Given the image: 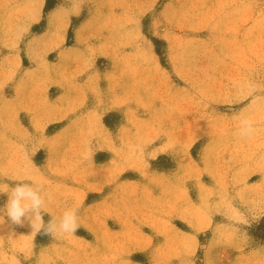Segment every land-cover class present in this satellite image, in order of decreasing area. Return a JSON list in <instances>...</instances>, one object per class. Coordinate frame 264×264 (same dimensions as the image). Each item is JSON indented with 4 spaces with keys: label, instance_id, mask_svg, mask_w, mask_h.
Instances as JSON below:
<instances>
[{
    "label": "rangeland",
    "instance_id": "374dc122",
    "mask_svg": "<svg viewBox=\"0 0 264 264\" xmlns=\"http://www.w3.org/2000/svg\"><path fill=\"white\" fill-rule=\"evenodd\" d=\"M0 192V264H264V0H0Z\"/></svg>",
    "mask_w": 264,
    "mask_h": 264
},
{
    "label": "clouds",
    "instance_id": "9594fccd",
    "mask_svg": "<svg viewBox=\"0 0 264 264\" xmlns=\"http://www.w3.org/2000/svg\"><path fill=\"white\" fill-rule=\"evenodd\" d=\"M256 90L255 87H250L249 89L250 92ZM255 132L256 127L252 119L247 117L239 118L238 134L241 138L250 139ZM45 197L48 200L52 198L50 194L45 192L44 185H34L32 182L23 179L18 180L15 186L12 187L10 195L8 194L3 213L11 224L24 226L25 222H27L35 234L43 233L51 236L55 234L57 238L74 235L80 227L77 215L78 207L66 210L58 219H51L45 223L43 214L48 213ZM2 222H4L3 216Z\"/></svg>",
    "mask_w": 264,
    "mask_h": 264
}]
</instances>
